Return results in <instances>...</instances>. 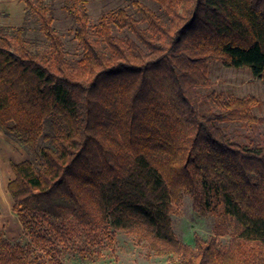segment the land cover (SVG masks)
<instances>
[{
  "label": "trees",
  "instance_id": "1",
  "mask_svg": "<svg viewBox=\"0 0 264 264\" xmlns=\"http://www.w3.org/2000/svg\"><path fill=\"white\" fill-rule=\"evenodd\" d=\"M21 1L24 22L0 24V130L31 154L9 161L6 189L40 252L29 258L0 230V264H64L78 228L105 231L109 243L130 233L163 264H264V142L236 141L219 125L254 124L259 100L199 93L211 60L264 74V0H152L157 10L133 0L138 17L118 7L93 24L86 0H61L76 59L46 0ZM29 16L42 50L26 37ZM184 195L218 218L214 237L176 236L171 214Z\"/></svg>",
  "mask_w": 264,
  "mask_h": 264
},
{
  "label": "rangeland",
  "instance_id": "2",
  "mask_svg": "<svg viewBox=\"0 0 264 264\" xmlns=\"http://www.w3.org/2000/svg\"><path fill=\"white\" fill-rule=\"evenodd\" d=\"M153 9L158 6L152 0H140ZM53 14V26L62 37L68 58H79L81 49L73 38L74 21L62 9L61 0H46ZM133 0H86L89 20L93 24L98 21L101 14L124 7L128 12L136 13L132 4ZM25 20V5L20 0H0V24L12 27L21 25ZM116 35H131L128 31H121L112 25ZM26 37L35 49L42 50L47 46V41L38 29L33 17H26ZM208 77L210 86L199 88L200 94H205L211 89L222 91L226 94L255 95L259 103L253 113L257 117L254 124H241L237 121H222L219 125L239 142H264V74L261 77L253 76L249 66L225 67L219 60L208 63ZM203 100V99H201ZM207 107L202 102L201 109ZM1 131V130H0ZM2 134H4L1 131ZM5 135V134H4ZM2 150L4 160L0 158V230L13 244L25 246L26 254L33 258L40 251L30 244L24 234L17 214L12 210V199L9 196L6 184L13 177L9 161H20L30 157V151L11 137H3ZM173 229L176 236L183 242L193 244L195 236L204 239L214 237V226L218 218L213 215L203 216L192 206V200L184 195L181 204L171 214ZM230 230L217 236L218 246L226 248L230 240ZM105 231L91 232L78 228L74 237L69 242V247L60 254L64 264H163L167 257L158 256L150 252L144 242H137L134 236L122 230H117L111 243L107 240Z\"/></svg>",
  "mask_w": 264,
  "mask_h": 264
},
{
  "label": "crops",
  "instance_id": "3",
  "mask_svg": "<svg viewBox=\"0 0 264 264\" xmlns=\"http://www.w3.org/2000/svg\"><path fill=\"white\" fill-rule=\"evenodd\" d=\"M21 1V0H20ZM21 3H23L22 1H21ZM24 4V3H23ZM3 137H5V135L4 134H2L1 133V131H0V158L2 157V159L4 160V151L2 150V146H3Z\"/></svg>",
  "mask_w": 264,
  "mask_h": 264
}]
</instances>
